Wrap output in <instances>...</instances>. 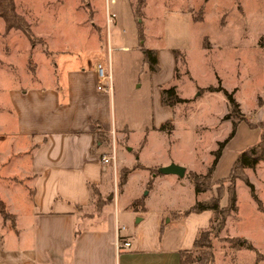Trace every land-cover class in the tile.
I'll list each match as a JSON object with an SVG mask.
<instances>
[{"label":"rangeland","instance_id":"rangeland-1","mask_svg":"<svg viewBox=\"0 0 264 264\" xmlns=\"http://www.w3.org/2000/svg\"><path fill=\"white\" fill-rule=\"evenodd\" d=\"M14 2L16 13L26 20L33 38L29 40L19 31H5L4 24L0 25V200L10 213L15 210L24 214L31 209V203L27 196L23 197L24 190L29 188L26 173H30V153L24 150L23 140L13 135L16 123L10 110L9 91L16 87L28 90L40 84H53L50 79L58 75V61L63 59L71 60L68 68L102 61L104 64L98 65L110 75L111 90L99 92L115 94L117 126L126 124L132 128V144L128 145L131 148L144 139L145 128L150 127L153 120L148 103L149 68L142 62V50L170 53L173 50L176 56L174 76L172 78L171 71L163 72L162 88L175 87L177 95L187 100L175 106V143L169 150L174 160L184 164L186 177L192 172L202 175L207 172L218 141L226 140L231 123L236 124L235 137L224 149L212 176L216 181H225L220 204L226 205V179L233 163L240 153L260 139L259 129L249 125L259 123L260 115L254 116L253 112L264 103V0H114L113 4H107V0ZM112 14L114 18H110L108 24V16ZM0 20V24L3 23ZM120 46L129 50L115 49ZM139 84L142 85L138 89ZM219 86L233 92L239 103L238 113L231 112L221 93L208 90ZM169 126L171 124L167 125L168 129ZM159 137L154 134L149 139L148 151L142 156L147 164L163 161L167 155L161 150L169 153ZM110 146L109 143L103 147L104 154L111 152ZM16 147L20 149L18 153ZM113 147L116 170H112V178L119 192L120 175L126 172L119 165V152L123 151L124 143L115 142ZM10 149L13 151L8 155ZM133 150L131 153L125 149L128 161L123 166L128 167L131 158H136ZM263 168L253 170L255 175L248 173V179L264 207V175L260 174ZM185 179L184 190L189 182ZM189 185L193 191L192 184ZM137 188V178H133L125 189V196H121L120 212L124 199L138 194L135 193ZM179 188L178 184L173 188L167 189L166 185L158 188V203H162V208L182 210L195 202L186 191L177 192ZM235 191L238 215L230 220L225 234L220 231L210 238L213 264H257L256 252L233 248L229 243L233 238L228 237L241 236L254 242L259 251L263 249L264 216L257 211L242 181H236ZM113 194L111 192L112 204ZM115 194L117 197L116 190ZM94 199L97 204L99 198ZM109 210H113L112 205ZM169 218V215L165 217L164 224ZM2 232V235L8 233L6 229ZM193 253L197 257L199 250Z\"/></svg>","mask_w":264,"mask_h":264},{"label":"crops","instance_id":"crops-1","mask_svg":"<svg viewBox=\"0 0 264 264\" xmlns=\"http://www.w3.org/2000/svg\"><path fill=\"white\" fill-rule=\"evenodd\" d=\"M115 49L129 50L126 46ZM155 52L158 70H149L148 91L153 120L151 126L145 128L144 139L131 148L128 145L132 144V128L126 124L117 126L115 94L97 90L96 66L102 61L68 68L71 60L63 59L58 61V75L50 79L58 84H40L28 90L16 87L9 91L10 110L16 123L13 135L23 140L24 150L28 149L30 153V173H26L30 179L29 188L24 190L23 197H28L31 209L24 214L15 210L10 213L7 209L14 216L13 225L0 216V232L5 229L8 232L0 233V264H180V252L191 250L198 235L210 229L212 212L183 215L195 203L207 200L209 193H201L203 198L196 197L194 189L192 191L189 187L190 181L184 190L186 173L183 178L152 173L156 167L170 164L185 168L181 161L174 160L169 151L175 143V107L161 104L163 72L171 71L173 78L176 56L173 50L171 53L166 50ZM253 115H260L257 122H264V103ZM166 124H171L172 128L160 130ZM98 131L106 137L107 144L96 142ZM154 134L160 136L162 147L166 146L164 150L169 153L161 150L163 155H167L164 160L147 164L142 156L148 151L149 139ZM170 139L172 142L168 141ZM118 141L124 143L123 151L119 152L120 168L131 170L119 192L113 185L112 169L100 163L103 147L109 143L112 147ZM125 149L136 152L133 154L136 158H131L128 167L123 166L128 161ZM12 151L10 149L7 154ZM15 151L18 153L20 149L16 147ZM136 165L141 168H136ZM262 166L264 160L252 169L246 168L247 177L248 173ZM260 174L264 175V168ZM133 178H137L135 193L138 194L124 199L120 212L121 196H125V189ZM151 178L152 185L148 187ZM177 184L180 186L177 192L186 191L195 202L182 210L162 208V203H158V188L161 185L173 188ZM145 190L147 192L144 193ZM111 192L114 193L113 204L110 202ZM94 196L99 198L97 204ZM136 201L140 204L134 209L132 205ZM110 205L112 211L109 210ZM168 215L170 218L164 224ZM237 215L238 211L227 218L223 234L230 220ZM20 219L22 228L18 227ZM116 223L124 227L122 236L131 245L119 253L115 249ZM228 238L251 243L255 250L251 252L259 255L257 264H264V242L263 249L259 251L254 242L241 236ZM5 241L9 244L5 245Z\"/></svg>","mask_w":264,"mask_h":264},{"label":"trees","instance_id":"trees-1","mask_svg":"<svg viewBox=\"0 0 264 264\" xmlns=\"http://www.w3.org/2000/svg\"><path fill=\"white\" fill-rule=\"evenodd\" d=\"M0 19L3 20L5 31H19L26 38L31 40L32 34L29 29V25L26 20L18 15L15 10L14 0H0ZM144 62L148 64L150 71L155 72L158 70L156 62V52L152 50H142ZM209 92L221 93L226 99L228 106L232 113L239 112V104L234 98L233 92H228L223 87L218 88L209 87ZM187 103V100L181 99L177 93L175 87H169L167 89L161 90V104L165 107L173 108L180 104ZM167 125L161 127L160 130H166ZM251 128H258L260 132L259 142L254 146L248 148L247 150L240 153L231 167L226 182L228 186L226 187L227 203L225 206H221L220 202L225 194L224 190V180L216 181L213 179V172L218 164L221 157L222 151L228 142L233 138L236 132V124L232 123V129L228 138L217 144V149L212 153L214 159L211 166L207 169V172L202 174L189 173L187 178L193 186L194 192L196 194L210 193V197L203 201L195 203L190 209L184 212V216L189 214H199L205 211H210L213 213L212 225L209 230L201 232L195 239L192 249L180 252V264H213V254L211 249V237L212 235H218L225 227L227 218L231 213H236L237 208V197L235 191V183L237 180L242 181L248 188L249 193L256 204L257 210L264 213L261 201L255 194L254 186L250 183L248 177L246 176L244 170L254 168L260 161L264 160V122H259L256 125H249ZM169 130L172 126H169ZM96 142L101 144H107V139L101 131H98L96 136ZM136 168H141L140 165H136ZM126 172L122 173L119 178V187L121 188L125 182L127 175L131 172L130 169H125ZM157 175L158 172L153 173ZM153 177V176H152ZM152 185V178L148 183V187ZM118 188V187H117ZM92 192L95 193V189L92 187ZM140 204V201L134 202L132 208H136ZM0 216L3 221H9L12 225L14 224V216L7 211V207L3 201L0 200ZM232 243L233 248L236 249H247L249 251H255L251 243L246 242L239 238L229 239ZM194 250H199L197 257L194 256Z\"/></svg>","mask_w":264,"mask_h":264},{"label":"built area","instance_id":"built-area-1","mask_svg":"<svg viewBox=\"0 0 264 264\" xmlns=\"http://www.w3.org/2000/svg\"><path fill=\"white\" fill-rule=\"evenodd\" d=\"M114 0H107V4H113ZM110 18H114V15L108 16V24L111 22ZM96 75L98 78V85L97 90L98 91H105L111 90V77L107 73L105 69L98 65L96 67ZM100 163L104 166H109L112 168V170L115 172L116 170V158H115V152L114 147L112 145V150L109 154H104L100 158ZM124 231V227L121 225H118V223L115 224V249L116 253L121 252L122 250L129 249L130 243L124 239L122 236V232Z\"/></svg>","mask_w":264,"mask_h":264},{"label":"water","instance_id":"water-1","mask_svg":"<svg viewBox=\"0 0 264 264\" xmlns=\"http://www.w3.org/2000/svg\"><path fill=\"white\" fill-rule=\"evenodd\" d=\"M157 172L161 175H173L179 178H183L185 176L186 169L176 164H170L166 167L159 168Z\"/></svg>","mask_w":264,"mask_h":264}]
</instances>
